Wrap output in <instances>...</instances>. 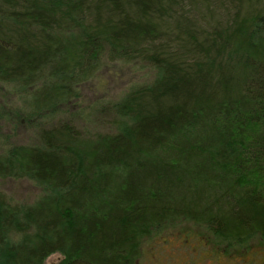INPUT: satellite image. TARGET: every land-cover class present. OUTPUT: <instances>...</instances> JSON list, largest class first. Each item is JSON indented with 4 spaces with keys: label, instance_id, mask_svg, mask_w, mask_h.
Listing matches in <instances>:
<instances>
[{
    "label": "trees",
    "instance_id": "trees-1",
    "mask_svg": "<svg viewBox=\"0 0 264 264\" xmlns=\"http://www.w3.org/2000/svg\"><path fill=\"white\" fill-rule=\"evenodd\" d=\"M104 62L152 75L100 108L111 132L57 122L1 150L0 181L41 192L24 205L0 189V264H144L182 224L219 257L261 256L264 0H0L9 120H52Z\"/></svg>",
    "mask_w": 264,
    "mask_h": 264
},
{
    "label": "rangeland",
    "instance_id": "rangeland-1",
    "mask_svg": "<svg viewBox=\"0 0 264 264\" xmlns=\"http://www.w3.org/2000/svg\"><path fill=\"white\" fill-rule=\"evenodd\" d=\"M151 78L152 75L146 68L104 62L96 78L83 87L78 101L60 108L52 120L40 119L30 123L9 120L8 115L20 114L16 111L17 98L0 87V107H4L6 112L8 107V112L11 113H1L0 109V115L4 118L0 121V152L8 146L36 143L34 128L50 127L57 122H71L80 130L93 135L109 133L112 131L113 118L104 108H100L118 99L130 85L145 83ZM0 189L10 200L24 205L36 201L41 192L26 180L0 181ZM206 233L192 225L182 224L170 228L146 243L148 246L145 248L144 264H264L263 252L258 257H231L230 260L215 255L213 248L208 246L206 239L210 237ZM249 244L253 249L259 247L257 239ZM62 259L60 254H53L45 264H58Z\"/></svg>",
    "mask_w": 264,
    "mask_h": 264
}]
</instances>
